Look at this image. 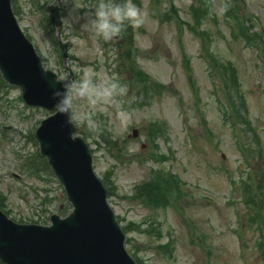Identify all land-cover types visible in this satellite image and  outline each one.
I'll return each instance as SVG.
<instances>
[{"label":"rangeland","instance_id":"1","mask_svg":"<svg viewBox=\"0 0 264 264\" xmlns=\"http://www.w3.org/2000/svg\"><path fill=\"white\" fill-rule=\"evenodd\" d=\"M206 1L211 15L203 28L211 38L192 19L196 0H133L144 13L143 25L103 42L80 27L94 0H69L68 8L80 6L81 19L62 23L70 55L64 62L44 9L56 0H13L20 27L47 70L62 78L71 70L79 79L82 71L72 70L71 59L81 70L91 69L99 79L115 76L127 87L117 105L96 108L97 131L79 119L92 111L83 102L72 121L92 150L95 172L109 190L137 264H264V0H242L243 13L237 0ZM238 14L242 31L234 23ZM248 26L259 43L247 42ZM227 61L237 68L252 133L235 123L233 93L218 72ZM140 72L162 86L158 95L143 94V78H135ZM45 117L23 104L18 89L0 91V208L16 222L43 224L67 210L56 178L44 171L39 180L23 171L22 160L38 153L34 133ZM160 124L166 134L156 150L147 136ZM153 152L170 159L158 162L150 158ZM171 173L181 179V192L167 206L143 204L144 186H161Z\"/></svg>","mask_w":264,"mask_h":264},{"label":"water","instance_id":"2","mask_svg":"<svg viewBox=\"0 0 264 264\" xmlns=\"http://www.w3.org/2000/svg\"><path fill=\"white\" fill-rule=\"evenodd\" d=\"M49 20L61 27L59 7ZM67 59V45L61 44ZM0 72L22 90L27 105L51 115L35 137L40 153L64 186L74 207L68 217L51 216V226L17 224L0 211V260L5 264H136L125 248V234L108 204V191L93 169V157L75 125L51 110L50 85L58 76L43 68L32 43L21 31L11 0H0ZM74 79L70 74L66 80ZM137 136V132L135 133Z\"/></svg>","mask_w":264,"mask_h":264},{"label":"clouds","instance_id":"3","mask_svg":"<svg viewBox=\"0 0 264 264\" xmlns=\"http://www.w3.org/2000/svg\"><path fill=\"white\" fill-rule=\"evenodd\" d=\"M69 0H60L61 8L65 14L60 17V22L72 26L81 17L76 15L80 6L74 2L68 8ZM85 22L80 25L82 30H87L103 42H110L118 38L126 27L139 28L144 23V13L133 0H94L84 13ZM72 55L82 56V52L73 50ZM72 70L82 71L79 79H57L51 85L50 102L51 110L59 116L66 118V123L71 124L77 102L86 104L91 112L80 113L79 119L86 124L90 131H97V122L93 119L97 107L107 104H118V97L127 93V87L115 76L99 79L91 69L79 68L71 59L68 61Z\"/></svg>","mask_w":264,"mask_h":264},{"label":"trees","instance_id":"4","mask_svg":"<svg viewBox=\"0 0 264 264\" xmlns=\"http://www.w3.org/2000/svg\"><path fill=\"white\" fill-rule=\"evenodd\" d=\"M195 1V0H193ZM240 2L239 4V10L240 13L244 11L245 7H244V3L242 0H237V2ZM210 3L211 1H206V0H196V3L194 5V7L191 8L190 13L192 16V19L195 23V25L198 27V31L200 32V34H202L204 37L206 35H208L209 38H211V34L209 32H204L205 29L203 28V26L205 25V21L208 19V17L211 15L210 14ZM172 12H174V14H176V22L178 26H181L182 24H184V19L179 18V9H172ZM169 19V18H168ZM236 21L234 23H236L238 25V29L239 31H242V27L241 26V22H243V20L241 19V15L238 14L236 19ZM182 21V22H181ZM250 21V20H249ZM199 25V26H198ZM188 28L189 31H191L193 29L192 26H186ZM252 26L251 28L248 26L246 27V40L248 43H256L258 41V32H254V34H250L249 32L252 30ZM210 45L212 44L211 42L209 43ZM259 47H262L264 49V46L261 45V43H259ZM211 60L213 61V59L211 58ZM223 79V81L225 82L226 85V89L230 92L233 93V95H229V99L231 101V104H233V109H234V118L235 120H237V122L235 123H242L244 125V127L246 128V130L250 133L253 132L252 127H250V119L248 118V110H247V106H246V99L244 97V95L242 94V92H240V82H239V77H238V71L237 68L235 67L234 63L231 61H227L225 63L221 64V67L218 71ZM143 78V94H147L148 98H152L155 97L156 95H158V93L161 91L162 86L158 85L157 83L153 82L152 80H150L148 78V76H146L144 73H139L137 76H135L136 80L138 81V79ZM228 81L231 84H228ZM227 82V83H226ZM0 85L5 86L4 82L2 81V78L0 76ZM235 97L236 100H239V105L240 106H236V104L233 102L232 98ZM146 101L143 100V104ZM146 106V105H145ZM166 134V129H165V124H160L158 126H156L155 128H152L149 133H148V140L151 143V146L154 147V149L158 150V140L160 138H162L164 135ZM254 135V134H253ZM255 138V135H254ZM259 140H257V145H259ZM151 159H155L156 161H160V162H164L168 159L167 156L163 155L162 153L160 154H155L153 152L152 155H150ZM30 163V164H29ZM27 168L29 170H31L32 172L38 174V171L42 170H49V167L47 165V162L44 158H42L39 154H35L32 157H29V160L27 162ZM166 184V186H165ZM180 184L181 182L179 181L178 177L176 175H172L169 174L168 176V181H162V185L159 186L157 183L155 184V186H153L152 188H148V185H145L144 188L147 190L146 191V196H143V190L140 194L139 192V196L142 199L143 198V204L145 205H153L156 208L162 207V206H167L168 204H170L171 200H172V196L173 195H178L181 190H177L180 189ZM112 195V194H111ZM129 242V240H128ZM168 246V245H167ZM164 246L160 247L163 249ZM166 248V247H165Z\"/></svg>","mask_w":264,"mask_h":264}]
</instances>
